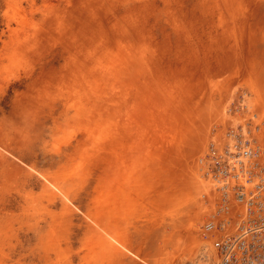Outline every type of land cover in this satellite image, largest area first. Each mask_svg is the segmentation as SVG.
Listing matches in <instances>:
<instances>
[{
    "label": "rangeland",
    "instance_id": "374dc122",
    "mask_svg": "<svg viewBox=\"0 0 264 264\" xmlns=\"http://www.w3.org/2000/svg\"><path fill=\"white\" fill-rule=\"evenodd\" d=\"M239 124L264 0H0V264H195Z\"/></svg>",
    "mask_w": 264,
    "mask_h": 264
},
{
    "label": "built area",
    "instance_id": "2783aa9c",
    "mask_svg": "<svg viewBox=\"0 0 264 264\" xmlns=\"http://www.w3.org/2000/svg\"><path fill=\"white\" fill-rule=\"evenodd\" d=\"M226 136L222 153L203 160L213 201L198 232L210 248L195 264H264V142L248 124Z\"/></svg>",
    "mask_w": 264,
    "mask_h": 264
},
{
    "label": "bare ground",
    "instance_id": "6f19581e",
    "mask_svg": "<svg viewBox=\"0 0 264 264\" xmlns=\"http://www.w3.org/2000/svg\"><path fill=\"white\" fill-rule=\"evenodd\" d=\"M205 264H207V263L205 262Z\"/></svg>",
    "mask_w": 264,
    "mask_h": 264
}]
</instances>
